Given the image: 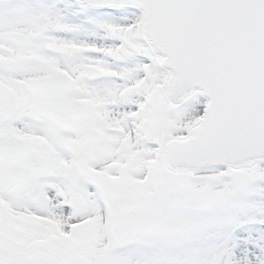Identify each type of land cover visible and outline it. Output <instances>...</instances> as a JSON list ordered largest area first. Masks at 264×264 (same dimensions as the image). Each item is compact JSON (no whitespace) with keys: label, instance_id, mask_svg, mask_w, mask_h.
Wrapping results in <instances>:
<instances>
[{"label":"snow or ice","instance_id":"1","mask_svg":"<svg viewBox=\"0 0 264 264\" xmlns=\"http://www.w3.org/2000/svg\"><path fill=\"white\" fill-rule=\"evenodd\" d=\"M0 264H264V0H0Z\"/></svg>","mask_w":264,"mask_h":264}]
</instances>
